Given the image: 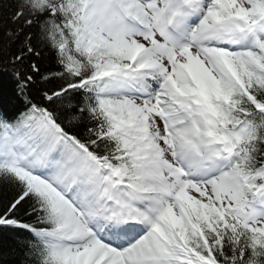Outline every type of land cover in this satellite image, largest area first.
I'll use <instances>...</instances> for the list:
<instances>
[{"label":"snow or ice","instance_id":"obj_1","mask_svg":"<svg viewBox=\"0 0 264 264\" xmlns=\"http://www.w3.org/2000/svg\"><path fill=\"white\" fill-rule=\"evenodd\" d=\"M0 264H264V0H0Z\"/></svg>","mask_w":264,"mask_h":264},{"label":"trees","instance_id":"obj_2","mask_svg":"<svg viewBox=\"0 0 264 264\" xmlns=\"http://www.w3.org/2000/svg\"><path fill=\"white\" fill-rule=\"evenodd\" d=\"M19 107H22V102L16 97L14 84L10 77L0 79V110L14 113ZM8 264H18L22 259L20 256L5 257Z\"/></svg>","mask_w":264,"mask_h":264}]
</instances>
